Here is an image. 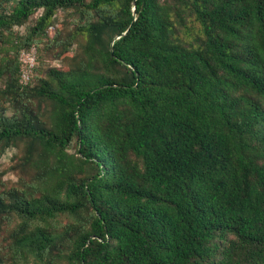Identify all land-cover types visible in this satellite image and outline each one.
<instances>
[{"label":"trees","instance_id":"1","mask_svg":"<svg viewBox=\"0 0 264 264\" xmlns=\"http://www.w3.org/2000/svg\"><path fill=\"white\" fill-rule=\"evenodd\" d=\"M10 1L0 264H264V0ZM58 9L79 19L56 55L84 42L25 82Z\"/></svg>","mask_w":264,"mask_h":264},{"label":"rangeland","instance_id":"2","mask_svg":"<svg viewBox=\"0 0 264 264\" xmlns=\"http://www.w3.org/2000/svg\"><path fill=\"white\" fill-rule=\"evenodd\" d=\"M4 1V0H1ZM15 0H11L8 2L9 4H13ZM41 12V9L37 10L33 15L29 17V19L22 25L14 26V31L18 35H23L28 30V28L34 23L36 15ZM79 14L72 9H58L55 12L53 17L52 24L47 29V35L42 37H37V49L34 46L29 47L28 49H24L21 51L24 55L30 49H33L34 52V60L33 64L29 71V78L32 75V68L36 61L35 71L33 72V79L31 81L34 82V77H45L47 71L51 67H56L60 69H66L69 64L71 63V56L77 48V45L84 42V36L82 34H77L73 38L72 48L65 54L57 56V52L60 50V46L55 44V33H57V39H63L66 35H70L73 31V24L78 21ZM6 46V45H5ZM2 46H0L1 48ZM4 47V46H3ZM7 47V46H6ZM20 53V54H21ZM37 55V59H36ZM24 56L21 59V69H24L25 63L23 61ZM20 69V70H21ZM21 72V71H20ZM4 78H0V85L3 84ZM9 114V111L5 112ZM20 150L17 149L15 146L8 148L1 156H0V187L10 186L16 184L19 178V170H18V162H19ZM9 226L3 225L2 229L0 230V240L2 236L5 235Z\"/></svg>","mask_w":264,"mask_h":264},{"label":"built area","instance_id":"3","mask_svg":"<svg viewBox=\"0 0 264 264\" xmlns=\"http://www.w3.org/2000/svg\"><path fill=\"white\" fill-rule=\"evenodd\" d=\"M21 58L24 56L23 58V61H24V69H21V78L23 81H27L29 80V71H30V68L33 64V60H34V52H33V49H30V51H28L26 53V55H24V53L22 52L21 54Z\"/></svg>","mask_w":264,"mask_h":264}]
</instances>
